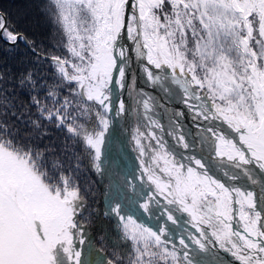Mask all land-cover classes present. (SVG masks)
I'll return each mask as SVG.
<instances>
[{"label": "snow or ice", "instance_id": "obj_1", "mask_svg": "<svg viewBox=\"0 0 264 264\" xmlns=\"http://www.w3.org/2000/svg\"><path fill=\"white\" fill-rule=\"evenodd\" d=\"M35 2L67 54L38 52L26 15L0 12L9 50L23 42L55 72L49 84L0 70V264H93L86 252L95 264H223L221 251L264 264V0ZM177 96L187 128L183 109L168 114ZM129 116L139 172L120 178L107 139ZM89 173L105 182L103 211ZM101 215L130 251L91 234Z\"/></svg>", "mask_w": 264, "mask_h": 264}, {"label": "trees", "instance_id": "obj_2", "mask_svg": "<svg viewBox=\"0 0 264 264\" xmlns=\"http://www.w3.org/2000/svg\"><path fill=\"white\" fill-rule=\"evenodd\" d=\"M0 11L9 15L13 21L19 19L22 14L26 15L25 30L39 52L60 56L67 54L63 48L61 31L40 14L35 0H0ZM10 48H12L11 45L0 39V70H10L14 76H19V74L33 69L47 83L54 82V68L48 60L41 59L39 63H36L37 57L23 42H19L13 50H9ZM16 92L17 103L25 106L26 109L30 103L31 94L27 89L20 88H17ZM62 135V133L53 130V138H59ZM83 181L92 182L90 174L84 177Z\"/></svg>", "mask_w": 264, "mask_h": 264}, {"label": "water", "instance_id": "obj_3", "mask_svg": "<svg viewBox=\"0 0 264 264\" xmlns=\"http://www.w3.org/2000/svg\"><path fill=\"white\" fill-rule=\"evenodd\" d=\"M26 46L29 48L28 45H26ZM42 54L43 55H47V54H44V53H42ZM137 85H138V87H141V86L144 87V90L149 92V93L152 92L151 87L145 85L144 84V80L142 78L138 77ZM174 104L176 105L177 109H179V106H182L184 108L187 116H188V113H187V110L185 109V106L180 102V97L179 96H177L174 101H171V102L168 103V113L173 112ZM166 118L167 117L165 116V120H166ZM183 119L185 121L188 118H183ZM190 125H191V121L190 120L185 121V127L186 128L189 127ZM134 127H135V124H134L133 119H132L131 116H129L127 121L125 119H123V118H117V122L113 125L112 129L110 130L109 138H111V139H109V142H108V145H109L108 149L109 150H108V153H107V155H108L107 158L108 159L105 160L106 167H107L108 164H110V166H113V168H115V166H117V168L123 167L125 169V173L138 174V172H139V161H138V158H137L138 157V153L135 151V146H134V143H133V141L131 139L132 133L134 131ZM122 131L125 132V140H126L127 137H129V142H127V141H125L123 139H122L123 141H121L120 137H121ZM119 139H120V141H119ZM120 144H122V146L120 147V149H118V147H119L118 145H120ZM116 149H118V150H116ZM114 152L117 153V159L116 158L115 159L119 160V161H114V163H113V162H111V159H112L111 155H113ZM92 175L95 176V178H96V180H97V182L99 184L104 183L96 175H94V174H92ZM217 175L220 176V173L217 172ZM220 177L223 178L224 180H227L230 183H237V184L242 185V187L247 188V185H245L243 183L244 182L243 178H241L238 181H231V180H228L226 177H223V176H220ZM226 254H228V253H226ZM87 256H88V254L86 252L85 256H84V259H87ZM225 262L229 263L228 260H226Z\"/></svg>", "mask_w": 264, "mask_h": 264}, {"label": "flooded vegetation", "instance_id": "obj_4", "mask_svg": "<svg viewBox=\"0 0 264 264\" xmlns=\"http://www.w3.org/2000/svg\"><path fill=\"white\" fill-rule=\"evenodd\" d=\"M176 104V103H175ZM174 104L173 106V111L177 110V107L176 105ZM179 106V105H178ZM179 109H183L184 108L182 106H179ZM185 111V110H184ZM170 114V113H168ZM183 118H188L186 112H185V116ZM185 121H188V119H186ZM121 141L125 140V132L122 131L121 133ZM109 138L107 139V153H108V142H109ZM123 139V140H122ZM120 141V139H119ZM127 142H129V137L126 138ZM118 149H120V147L122 146V144L118 145ZM116 149V150H118ZM107 153H106V159L107 158ZM112 159H111V162L114 163V161H119V160H116L117 159V153L114 152L113 155H111ZM121 156V155H120ZM116 158V159H115ZM121 158V157H120ZM105 159V160H106ZM107 166H110V164H108ZM110 169L112 172L116 173V175H118L120 178H123L124 174H125V169L123 167H120V168H117V166H115V168H113V166H110ZM90 176H91V180H92V183L95 184V188H94V196H95V199H96V202H97V206L101 209V211H103V200H104V188H105V182L102 183V184H99L95 178V176H93L91 173H89ZM221 178V177H220ZM223 179V178H221ZM224 180V179H223ZM244 180V184L247 185V188H253L254 187V190L256 191H260L261 190V185H255V186H251L249 184L248 181H246L245 179ZM226 183L228 184H231V185H234L236 187H241V188H244L242 187V185L240 184H237V183H230L228 182L227 180H225ZM104 187V188H103ZM137 216L139 218V220L141 222H145L147 223L149 226H153L155 227V222L152 221V220H147L145 217L143 216H139V214L137 213ZM103 228L105 230H107L108 232H110L113 236V238L116 240V244H117V248L115 249L116 251H120L122 253H127L128 251H130V242H124V241H121L119 238H116L115 237V233L112 231L113 228H114V223L112 220H109L107 218H104L102 215L100 217H92V224L90 226V232L93 234V235H96L100 229ZM98 243V242H97ZM103 247V251L106 253V254H109V258H111L110 254L111 252L114 250L110 245H107V246H102ZM220 256H221V259L223 260V264H230V261L232 260L230 255L229 254H226V252H223L221 251L220 252ZM97 260V257L95 255H88L87 256V259H85V261H92L93 264H95ZM228 260L229 263H226L225 261ZM225 262V263H224Z\"/></svg>", "mask_w": 264, "mask_h": 264}, {"label": "bare ground", "instance_id": "obj_5", "mask_svg": "<svg viewBox=\"0 0 264 264\" xmlns=\"http://www.w3.org/2000/svg\"><path fill=\"white\" fill-rule=\"evenodd\" d=\"M171 102V101H170Z\"/></svg>", "mask_w": 264, "mask_h": 264}]
</instances>
